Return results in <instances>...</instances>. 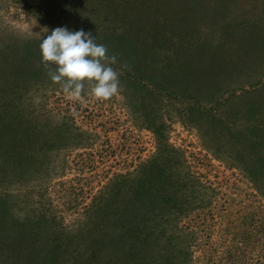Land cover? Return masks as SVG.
Here are the masks:
<instances>
[{
	"label": "trees",
	"instance_id": "16d2710c",
	"mask_svg": "<svg viewBox=\"0 0 264 264\" xmlns=\"http://www.w3.org/2000/svg\"><path fill=\"white\" fill-rule=\"evenodd\" d=\"M52 2L47 15L72 13L66 0ZM93 10L100 13L91 26L59 19L71 31L90 32L116 57L104 63L116 71L128 109L140 111L133 117L153 132L158 151L110 182L100 240L87 244L74 246L50 210L18 216V196L0 190V264H152L151 245L172 241L168 228L196 200L182 169L185 156L169 143L166 115L197 131L264 195V0H100ZM8 51L0 58V179L23 169L30 144L12 92L51 64L42 63L38 42Z\"/></svg>",
	"mask_w": 264,
	"mask_h": 264
},
{
	"label": "rangeland",
	"instance_id": "374dc122",
	"mask_svg": "<svg viewBox=\"0 0 264 264\" xmlns=\"http://www.w3.org/2000/svg\"><path fill=\"white\" fill-rule=\"evenodd\" d=\"M72 13L63 14L91 26L100 0H66ZM52 0H0V58L8 47L41 43L52 29L63 27L62 16L47 15ZM93 5V6H92ZM78 6L84 10L78 15ZM91 7V9L89 8ZM56 10V9H55ZM35 73L24 89L12 92L28 130L26 163L0 179V190L16 198L15 213L23 219L50 210L56 224L67 226L74 246L100 240L105 225L101 209L105 189L116 176L131 174L157 153L153 132L134 119L124 98L125 87L108 99L92 94L85 82L79 98H69L49 72ZM16 104V103H15ZM167 110V108H166ZM169 143L184 154L196 199L171 223L170 242L152 244V264H264V195L246 173L217 157L197 131L167 116ZM166 121V120H164ZM26 122V123H25ZM32 133V137L30 136ZM58 214V215H57ZM107 241V239H106ZM153 248V249H152Z\"/></svg>",
	"mask_w": 264,
	"mask_h": 264
},
{
	"label": "clouds",
	"instance_id": "9594fccd",
	"mask_svg": "<svg viewBox=\"0 0 264 264\" xmlns=\"http://www.w3.org/2000/svg\"><path fill=\"white\" fill-rule=\"evenodd\" d=\"M40 52L42 63L56 66L48 73L50 79L61 84L70 99L81 96L85 82H95L92 94L98 99L106 100L117 92V73L104 63H115L116 57H108L107 48L97 44L90 32L57 27L42 39Z\"/></svg>",
	"mask_w": 264,
	"mask_h": 264
}]
</instances>
